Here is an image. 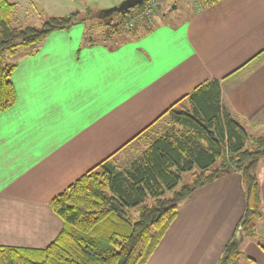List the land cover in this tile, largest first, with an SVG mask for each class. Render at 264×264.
<instances>
[{"label": "crops", "instance_id": "crops-1", "mask_svg": "<svg viewBox=\"0 0 264 264\" xmlns=\"http://www.w3.org/2000/svg\"><path fill=\"white\" fill-rule=\"evenodd\" d=\"M8 1L15 4L12 21L19 26L120 2ZM173 5L176 11L155 15L118 44H89L86 25L76 23L15 50V102L0 111V245L45 247L62 224L51 198L109 155L118 169L126 167L149 135L171 122L168 113L154 120L200 84L218 80L221 102L252 131L264 126V0ZM124 149L134 157L118 167ZM261 159L255 171L264 209ZM243 206L238 173L197 188L180 203L146 264H216ZM256 229L264 235V217ZM240 248L246 257L239 264H264L254 240Z\"/></svg>", "mask_w": 264, "mask_h": 264}, {"label": "trees", "instance_id": "trees-1", "mask_svg": "<svg viewBox=\"0 0 264 264\" xmlns=\"http://www.w3.org/2000/svg\"><path fill=\"white\" fill-rule=\"evenodd\" d=\"M140 4L105 17L98 15L102 8L89 5L49 16L40 27H17L12 24L15 4L0 0V111L15 102V64L8 57L18 47L30 48L51 31L76 23L86 25L85 42L118 44L135 33L136 28L125 30L124 23ZM96 20L101 29L95 36ZM164 113L169 114V128L152 137L126 167L118 169L109 155L51 198V210L62 223L51 242L42 248L0 245V264H146L180 203L230 173L240 175L244 206L216 264H239L245 256L240 245L247 239L264 251V235L256 229L264 209L255 171L264 155V132L251 133L221 102L216 79L196 86L154 121ZM185 172L189 184L180 183Z\"/></svg>", "mask_w": 264, "mask_h": 264}, {"label": "rangeland", "instance_id": "rangeland-1", "mask_svg": "<svg viewBox=\"0 0 264 264\" xmlns=\"http://www.w3.org/2000/svg\"><path fill=\"white\" fill-rule=\"evenodd\" d=\"M121 1V0H120ZM160 1V7H159V14L161 15H163V14H169V13H171V11L173 12V11H176V10H171V6L174 4V3H176L178 0H159ZM114 5H116V4H114ZM111 6H113V5H111ZM108 7H110V6H108ZM102 8V7H101ZM104 8V7H103ZM105 8H107V7H105ZM178 10H179V5H178ZM32 22H31V24L30 25H33V26H35V27H40L41 26V24H42V22L40 21V20H31ZM21 23V22H20ZM19 22H17L16 20L15 21H12V24L14 25V26H19V25H21ZM99 22L96 20L95 21V26H94V29H93V33H94V35L96 36L97 34H98V32H99V30L101 29V27H100V25L98 24ZM110 43H112V42H109V44ZM8 59H9V61H12V57H8ZM165 118H167V117H165ZM168 119V118H167ZM163 124V123H162ZM246 128H248V126L246 125V124H243ZM257 130L256 131H252L253 130V128H251V127H249L248 128V130L251 132V133H253V134H260V133H262V132H264V126L263 127H261V128H256ZM260 129V130H259ZM156 133H158L159 134V132H154V134H152V135H149L150 137H154V135H156ZM151 139V138H150ZM145 141V140H144ZM130 147V146H129ZM144 147V143L140 146V145H138V147L136 148V150L138 151V150H140L141 151V149ZM132 157H134V154H133V152L131 151V149H124V150H122L121 151V156H118L117 157V159L118 160H116V163L118 164V167H122V166H124V165H126L127 164V162H129L130 161V159L132 158ZM263 160V161H262ZM126 163V164H125ZM260 163L262 164V167L264 168V159H261L260 160ZM128 165V164H127ZM190 176H189V174H188V172H185V173H183L182 174V179H181V181H180V183L181 184H189L190 182ZM180 185V184H179ZM177 188H179V186H177Z\"/></svg>", "mask_w": 264, "mask_h": 264}, {"label": "built area", "instance_id": "built-area-1", "mask_svg": "<svg viewBox=\"0 0 264 264\" xmlns=\"http://www.w3.org/2000/svg\"><path fill=\"white\" fill-rule=\"evenodd\" d=\"M186 2H198L200 0H183ZM159 0H143L136 10H133L124 23L125 30L136 27H144L152 21V18L159 14Z\"/></svg>", "mask_w": 264, "mask_h": 264}, {"label": "water", "instance_id": "water-1", "mask_svg": "<svg viewBox=\"0 0 264 264\" xmlns=\"http://www.w3.org/2000/svg\"><path fill=\"white\" fill-rule=\"evenodd\" d=\"M142 0H121L118 4L107 7V8H102L98 15L101 17L109 16L110 14L114 12H119L122 10L130 9L133 8L134 6L138 5L141 3ZM174 7V5H173Z\"/></svg>", "mask_w": 264, "mask_h": 264}]
</instances>
